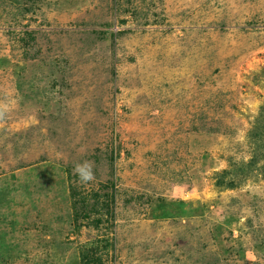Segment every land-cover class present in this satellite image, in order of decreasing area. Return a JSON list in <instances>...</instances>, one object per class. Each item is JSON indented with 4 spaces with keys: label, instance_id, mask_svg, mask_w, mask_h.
Returning <instances> with one entry per match:
<instances>
[{
    "label": "rangeland",
    "instance_id": "rangeland-1",
    "mask_svg": "<svg viewBox=\"0 0 264 264\" xmlns=\"http://www.w3.org/2000/svg\"><path fill=\"white\" fill-rule=\"evenodd\" d=\"M0 109V264H264V0H0Z\"/></svg>",
    "mask_w": 264,
    "mask_h": 264
},
{
    "label": "clouds",
    "instance_id": "clouds-1",
    "mask_svg": "<svg viewBox=\"0 0 264 264\" xmlns=\"http://www.w3.org/2000/svg\"><path fill=\"white\" fill-rule=\"evenodd\" d=\"M4 116V110L0 109V119ZM94 162L93 161H84L82 163H76L74 165V173L79 176L82 183L87 184L90 181L95 179L94 174Z\"/></svg>",
    "mask_w": 264,
    "mask_h": 264
},
{
    "label": "trees",
    "instance_id": "trees-1",
    "mask_svg": "<svg viewBox=\"0 0 264 264\" xmlns=\"http://www.w3.org/2000/svg\"><path fill=\"white\" fill-rule=\"evenodd\" d=\"M86 255H88V254H86ZM89 256V255H88ZM93 259V258H92ZM90 260V259H89Z\"/></svg>",
    "mask_w": 264,
    "mask_h": 264
}]
</instances>
